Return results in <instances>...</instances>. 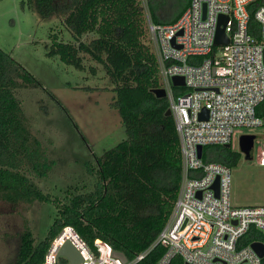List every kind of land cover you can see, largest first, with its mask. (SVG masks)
<instances>
[{"label":"trees","instance_id":"16d2710c","mask_svg":"<svg viewBox=\"0 0 264 264\" xmlns=\"http://www.w3.org/2000/svg\"><path fill=\"white\" fill-rule=\"evenodd\" d=\"M192 0H176L164 9L157 0H147L156 24L178 21ZM264 1L252 3L251 31L259 35L254 12ZM23 7L42 19L57 17L71 33L61 40L51 33L49 57L79 71L92 74L101 66L113 84L112 106L119 112L127 138L95 157L89 169L98 179L94 191L69 192L52 197L37 184L47 178L50 161L41 142L30 129L18 92L42 84L9 53L0 48V202L12 213L35 203H52L57 214L47 236L37 242L30 228L22 233L17 261L13 264H45L53 241L68 227L96 254L97 240L122 252L129 262L145 253L136 264H159L166 248L156 243L167 224L182 180L180 140L169 101L153 90L161 88L156 54L144 40L148 36L144 8L140 0H26ZM166 19L167 21H163ZM264 120V102L257 108ZM242 154L232 147H204L203 160L236 167ZM263 241L252 231L245 242ZM59 264H68L64 257ZM171 264H185L179 257ZM264 264V259L262 260Z\"/></svg>","mask_w":264,"mask_h":264},{"label":"built area","instance_id":"2783aa9c","mask_svg":"<svg viewBox=\"0 0 264 264\" xmlns=\"http://www.w3.org/2000/svg\"><path fill=\"white\" fill-rule=\"evenodd\" d=\"M257 1L264 0H192L171 24H156L145 13L183 170L173 212L151 248H166L159 264L179 257L185 264H262L253 244L264 242L245 240L252 231L264 238V205L235 206L232 169L203 160L204 147L231 144L236 129L264 126L257 116L264 102V4L254 12L258 36L252 34L248 9ZM221 16L228 18L224 27L229 42L216 46ZM174 77L183 78L184 85H174ZM203 112L207 118H201ZM67 241L78 248L83 264H124L114 258L109 244L97 240L96 254L70 227L53 241L45 264H59V251ZM148 252L127 264H136Z\"/></svg>","mask_w":264,"mask_h":264},{"label":"rangeland","instance_id":"374dc122","mask_svg":"<svg viewBox=\"0 0 264 264\" xmlns=\"http://www.w3.org/2000/svg\"><path fill=\"white\" fill-rule=\"evenodd\" d=\"M24 1L0 0V48L42 84L18 92L30 129L50 161L47 178L36 180L37 184L44 193L60 199L69 192L94 191L98 179L89 169L94 167L95 157L127 138L122 118L112 106L113 84L101 66L92 74L93 62H86V71H79L59 57H49L51 33L55 31L64 41L72 40V35L60 19H42L23 7ZM140 1L148 13L147 0ZM175 1L157 0L164 9L172 8ZM144 42L155 53L148 36ZM244 135L257 137L252 159L240 150ZM230 145L242 154L232 168V203L239 207L264 205V126L236 129ZM26 207L12 213L0 202V264L17 261L27 227L37 242L45 239L57 214L52 203H35L24 210Z\"/></svg>","mask_w":264,"mask_h":264},{"label":"water","instance_id":"95a60500","mask_svg":"<svg viewBox=\"0 0 264 264\" xmlns=\"http://www.w3.org/2000/svg\"><path fill=\"white\" fill-rule=\"evenodd\" d=\"M226 16H221L219 21V27L215 38V45L222 46L228 44L229 40L226 36L225 25L227 22ZM174 85H184V79L181 77H174ZM153 93L158 98H166L167 93L164 89H155ZM167 116H172L171 110L167 111ZM201 118H207L206 112L201 114ZM255 135H244L240 140V150L249 159L253 158L255 150ZM226 147L230 148L231 145L228 144ZM199 156H202V147H199ZM216 189H218V181L216 184ZM253 248L259 253L260 257L264 259V243H254ZM114 258L121 260L124 264L129 262L126 255L122 252L114 251ZM58 257H64L68 260L69 264H83V257L78 250V248L71 242L67 241L60 249Z\"/></svg>","mask_w":264,"mask_h":264}]
</instances>
